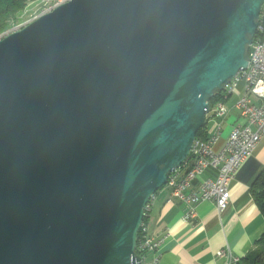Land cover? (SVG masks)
Masks as SVG:
<instances>
[{
  "label": "water",
  "instance_id": "obj_1",
  "mask_svg": "<svg viewBox=\"0 0 264 264\" xmlns=\"http://www.w3.org/2000/svg\"><path fill=\"white\" fill-rule=\"evenodd\" d=\"M264 0H70L0 36V264H138L151 197L249 66Z\"/></svg>",
  "mask_w": 264,
  "mask_h": 264
},
{
  "label": "built area",
  "instance_id": "obj_2",
  "mask_svg": "<svg viewBox=\"0 0 264 264\" xmlns=\"http://www.w3.org/2000/svg\"><path fill=\"white\" fill-rule=\"evenodd\" d=\"M68 1L70 0H50L42 14L49 13ZM30 22L24 24L22 28ZM14 31L16 30L10 33ZM242 83L245 91L237 100L235 107L240 111L245 122L232 129L223 147L217 151L215 145L221 137L223 123L230 113L225 101L238 91ZM224 98L225 101L218 103L207 118V126L213 122L210 131L206 128L207 137L196 136L189 156L170 174L165 186L170 189L173 197L190 206L192 215H196L197 206L206 201H213L220 214L228 209L232 198L230 190L232 181L264 138V21L262 15L250 47L249 66L238 73L227 85ZM255 100H259L260 103H256ZM209 170L215 171L216 176L205 177L204 174ZM156 198L157 194L151 197L145 217L152 212ZM166 238L167 236L151 235L143 220L136 248L138 264H162L161 247ZM150 254H152L151 259ZM219 255L225 258V264H239L242 260L240 256L234 255L230 248L220 250Z\"/></svg>",
  "mask_w": 264,
  "mask_h": 264
},
{
  "label": "crops",
  "instance_id": "obj_3",
  "mask_svg": "<svg viewBox=\"0 0 264 264\" xmlns=\"http://www.w3.org/2000/svg\"><path fill=\"white\" fill-rule=\"evenodd\" d=\"M244 91H237L226 99L230 113L225 119L220 139L215 150L225 144L232 129L244 124L240 111L235 107ZM260 103L259 100H255ZM213 122L207 126L210 131ZM264 171V138L253 154L246 160L230 185L231 202L228 209L220 214L213 201L202 202L197 206V214L192 215L189 205L173 197L165 187L157 194L153 210L144 224L151 235L167 236L161 247L162 264H225L220 250L230 248L240 256L244 264L251 254L260 251L259 241L264 235V215L252 195L255 180ZM205 177H215L209 170ZM152 258V254L149 255Z\"/></svg>",
  "mask_w": 264,
  "mask_h": 264
},
{
  "label": "trees",
  "instance_id": "obj_4",
  "mask_svg": "<svg viewBox=\"0 0 264 264\" xmlns=\"http://www.w3.org/2000/svg\"><path fill=\"white\" fill-rule=\"evenodd\" d=\"M33 0H0V35L7 30L14 27L22 20V13L29 7ZM262 18L264 21V7L262 11ZM250 53V49H249ZM248 53V56H249ZM225 90L217 91L214 97L210 101L211 111L208 114L207 118L210 116L212 109L217 106L218 103L225 101ZM207 122L206 124L198 131V137H207L206 134ZM166 186V185H165ZM161 188L155 194H158L162 191ZM252 195L256 204L258 205L261 213L264 215V171L260 176L255 180L251 189ZM146 217H144L145 221ZM262 248L260 251H257L245 259L244 264H264V235L259 241ZM242 261V260H241ZM241 264V262L239 263Z\"/></svg>",
  "mask_w": 264,
  "mask_h": 264
},
{
  "label": "rangeland",
  "instance_id": "obj_5",
  "mask_svg": "<svg viewBox=\"0 0 264 264\" xmlns=\"http://www.w3.org/2000/svg\"><path fill=\"white\" fill-rule=\"evenodd\" d=\"M49 1L50 0H33V2L29 5V7L22 13V20L18 24H16L14 27L7 30L6 32L9 33L10 30L11 31L18 30L22 28L24 24L40 16L45 11V6L47 5ZM4 33H2L1 35H3ZM238 90L245 91V86L243 83L239 85Z\"/></svg>",
  "mask_w": 264,
  "mask_h": 264
}]
</instances>
